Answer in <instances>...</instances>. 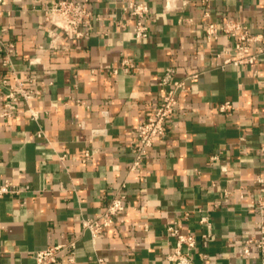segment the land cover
I'll use <instances>...</instances> for the list:
<instances>
[{
  "label": "crops",
  "instance_id": "obj_1",
  "mask_svg": "<svg viewBox=\"0 0 264 264\" xmlns=\"http://www.w3.org/2000/svg\"><path fill=\"white\" fill-rule=\"evenodd\" d=\"M54 1H0V75H30L41 91L30 101L37 117L26 101L0 116V181L22 188L0 200V264H36L38 250L71 239L72 264H171V227L195 234L196 264H264L255 245L241 252L264 222V56L224 66L218 55L232 49L225 18L264 32V0H140L151 8L142 40L121 0H88L102 18L73 39L46 20ZM210 21L219 31L212 41ZM168 66L179 78L199 75L181 88L167 134L131 172V129L164 94ZM6 92L0 87V111ZM122 183L126 208L93 241L82 220L100 213Z\"/></svg>",
  "mask_w": 264,
  "mask_h": 264
},
{
  "label": "built area",
  "instance_id": "obj_2",
  "mask_svg": "<svg viewBox=\"0 0 264 264\" xmlns=\"http://www.w3.org/2000/svg\"><path fill=\"white\" fill-rule=\"evenodd\" d=\"M121 2L124 10L135 18L133 28L135 37L140 40L147 38L150 35L147 22L151 11L150 5L140 0H121ZM205 15L209 17L210 12L206 11ZM45 17L46 20L71 39L88 35L93 22L102 18L100 14L95 13L89 7L88 0H55L47 9ZM205 29L209 41L219 36V31L213 21L208 22ZM222 32L232 41L231 50L218 53L219 56L223 57L224 66L229 64H254L263 58L264 45H258L256 50L253 49V46L264 39V32H254L247 23L232 17L225 18ZM53 36V42H57L60 37L59 34L54 32ZM8 46L9 52H12L15 48L13 43ZM32 60L38 62L40 58H32ZM4 63L11 64V61L7 58ZM128 63L127 60L123 62V64ZM106 67L114 73L119 71L116 66L107 65ZM95 73L96 70H92L91 79ZM198 75V72H192L185 78H179L174 66H168L165 69L160 82L165 87L164 94L144 120L135 124L131 129L135 141V156L129 166L131 172L138 170L144 162L149 148L167 134L170 120L178 108V96L181 88L188 79L195 78ZM11 76L0 75V87L7 88L0 116H11L19 104L26 101L29 104L28 111L32 118L37 117V112L30 106V101L41 93L40 89L31 86L34 80L30 75H19L13 70ZM229 106L230 102H225L221 108L225 109ZM104 114L108 116V111L104 110ZM104 131L103 129H93V134L103 133ZM37 134L41 136L44 132L39 130ZM91 155L92 152L87 150L85 158L88 159ZM259 180L263 181L264 178H259ZM126 190L127 184L122 183L112 192L108 203L100 213L94 217L83 218L82 228L90 231L93 241H96L107 229L114 226L116 217L125 210ZM21 191L22 188L11 181H0V200L6 195H16ZM260 207L264 209V200L260 201ZM260 227V235L257 238L247 239L246 243L242 245L241 252L243 254H251V246L255 245L264 256V222H261ZM171 233L177 237V245L169 257L171 264H196L191 255V250L196 247L195 234L192 232L181 233L174 227H171ZM183 246H186L187 250H183ZM76 247V239L50 244L35 253L36 264H55L64 255L69 256V262L72 264L76 260ZM201 257L206 259L204 254H201Z\"/></svg>",
  "mask_w": 264,
  "mask_h": 264
}]
</instances>
